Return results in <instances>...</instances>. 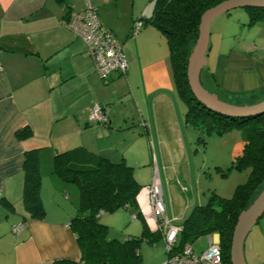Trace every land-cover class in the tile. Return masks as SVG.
Masks as SVG:
<instances>
[{"label":"crops","instance_id":"0c3cea01","mask_svg":"<svg viewBox=\"0 0 264 264\" xmlns=\"http://www.w3.org/2000/svg\"><path fill=\"white\" fill-rule=\"evenodd\" d=\"M86 1L96 7L100 22L121 43L127 60V73L114 74L104 84L83 40L61 22L70 11L83 10ZM151 10V0H0V264L80 258L69 227L78 193L52 173V160L56 153L83 147L111 160L120 156L135 167L136 154L121 153L114 139L115 116L110 117L112 108H106L111 97L127 90L140 95L135 105L140 126L145 133L157 132L156 101L149 105L148 98L172 92L163 54L166 39L150 24L131 36L134 22ZM252 48L230 47L216 52L212 61L207 49L202 70L206 69L208 81L200 79L202 86L234 105L264 101V55H256ZM167 55L169 59L168 51ZM93 103L102 106L106 123L89 120ZM31 149H38L45 212L41 219L31 218L22 200V164ZM156 163L154 158L152 170ZM133 174L137 177L136 169ZM137 203L143 205L141 196ZM141 219L151 232L156 230L151 220ZM13 225H22L17 234Z\"/></svg>","mask_w":264,"mask_h":264},{"label":"trees","instance_id":"16d2710c","mask_svg":"<svg viewBox=\"0 0 264 264\" xmlns=\"http://www.w3.org/2000/svg\"><path fill=\"white\" fill-rule=\"evenodd\" d=\"M223 1L151 0L150 15L142 16L138 21L142 26L153 25L166 39L173 82L187 104L185 122L199 134H223L233 127L240 131L241 151L230 167L249 170L245 183L235 188L231 198L211 194L205 204L194 206L190 214L177 224L181 228L177 236L179 248L190 245L202 235L217 233L223 262L231 264L230 245L237 218L264 188V112L233 117L211 111L193 97L186 77L188 57L198 37L200 17L204 11ZM245 9L250 22L264 19V7L247 6ZM22 169L25 211L31 218L41 219L45 212L40 198L38 149L25 152ZM52 173L78 188V206L69 227L80 250L78 260L58 259L52 264H141L139 242L145 239L154 243V236L161 237L160 230L151 232L142 221L139 236L130 235L124 240L107 239L108 227L99 221L102 212L120 208L133 211L135 218H143L137 195L144 186L136 181L133 167L123 158L113 161L83 147H75L54 155Z\"/></svg>","mask_w":264,"mask_h":264},{"label":"rangeland","instance_id":"374dc122","mask_svg":"<svg viewBox=\"0 0 264 264\" xmlns=\"http://www.w3.org/2000/svg\"><path fill=\"white\" fill-rule=\"evenodd\" d=\"M249 18L248 11L239 7L220 14L210 22L208 43L210 61L216 52H226L230 47L238 49L254 47L252 49L256 55H264L262 51L264 19L250 22ZM164 41L163 54L167 62L172 92H167L166 96L164 94L158 97V94H155L147 97L149 105L156 101L158 129L155 133L158 135L153 131L145 133L140 126L135 108L137 96L140 100V95L136 96L127 90L115 98L111 97L106 108H112L113 113L110 117L115 116L112 122L118 133L113 136L122 149L121 153L127 157L130 153L136 154L135 167H132L137 171L135 179L140 185L145 186L152 182V179L151 182L141 180L153 177L152 162L155 158L157 162L155 175L159 184L161 181L166 216L172 224H178L190 214L194 206L205 204L211 194L231 198L235 188L247 180L249 170L230 167L242 147L238 128L233 127L223 134H199L185 122L187 104L179 96L173 83L166 40ZM200 79L203 83L208 81L206 69L202 70ZM99 81L101 84L105 82L100 77ZM140 105H144V102ZM105 139L102 141H106ZM120 159L119 156L113 161ZM69 186L77 191L76 198L78 196L79 201L78 188L74 184ZM132 212L120 208L100 214L99 221L108 227L107 239L124 240L130 235L141 234L142 219L139 217L131 219ZM210 237L213 238L214 234L202 235L191 242L193 252L199 253L205 249ZM153 239L154 243H148L144 239L138 244L141 264H159L166 257L162 237L154 236ZM242 249L246 264H264V215L250 228L244 238Z\"/></svg>","mask_w":264,"mask_h":264},{"label":"built area","instance_id":"2783aa9c","mask_svg":"<svg viewBox=\"0 0 264 264\" xmlns=\"http://www.w3.org/2000/svg\"><path fill=\"white\" fill-rule=\"evenodd\" d=\"M61 22L83 40L95 71L103 81L107 82L114 74L127 73L128 65L121 43L100 22L96 7L86 1L83 10L70 11ZM141 27L142 23L135 21L131 34H137ZM88 118L92 122H107L102 106L97 103L91 105ZM141 125H144L142 121ZM155 173L156 169L153 167L151 184L142 187L137 198L140 196L143 198V205L138 204L142 216L147 221L151 220L161 232L166 257L159 264H224L219 239L210 237L207 247L199 253H194L188 244L178 247L177 236L181 228L177 224H172L166 216L160 184ZM133 218L134 215L131 216V219ZM21 228L22 225H13L12 232L17 234Z\"/></svg>","mask_w":264,"mask_h":264},{"label":"water","instance_id":"95a60500","mask_svg":"<svg viewBox=\"0 0 264 264\" xmlns=\"http://www.w3.org/2000/svg\"><path fill=\"white\" fill-rule=\"evenodd\" d=\"M247 6L264 7V0H225L204 11L200 17L198 37L191 49L187 62L186 77L193 97L209 110L233 117L250 116L264 112V101L252 105H234L222 101L216 94L207 91L202 86L200 74L206 64L205 56L209 45L210 22L220 14ZM262 215H264V188L237 218L230 245L231 264H246L242 249L243 241L252 225Z\"/></svg>","mask_w":264,"mask_h":264}]
</instances>
